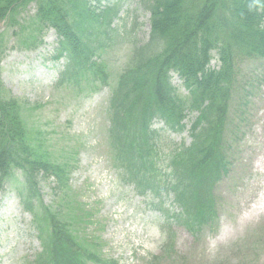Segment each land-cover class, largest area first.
Instances as JSON below:
<instances>
[{
  "label": "trees",
  "instance_id": "trees-1",
  "mask_svg": "<svg viewBox=\"0 0 264 264\" xmlns=\"http://www.w3.org/2000/svg\"><path fill=\"white\" fill-rule=\"evenodd\" d=\"M106 1L0 0V25L18 36L16 49L29 51L54 31L52 60L64 61L56 87L73 83L81 90L80 79L100 76L94 91L108 88L100 53L121 40L132 45L131 64L107 100L108 158L118 181L161 213L163 229L178 225L199 233L218 220L215 190L232 163L228 126L238 63L264 60V0H141L151 27L143 42L135 21L115 24L124 0ZM32 4L35 13L23 16ZM3 42L0 34V70ZM1 87L0 193L13 185L39 232L43 249L29 264H117L77 232L90 215L73 193V164L34 136L22 117L25 104ZM190 115V142L175 138ZM44 185L54 194L51 205L43 204ZM172 246L168 236L161 249Z\"/></svg>",
  "mask_w": 264,
  "mask_h": 264
},
{
  "label": "rangeland",
  "instance_id": "rangeland-1",
  "mask_svg": "<svg viewBox=\"0 0 264 264\" xmlns=\"http://www.w3.org/2000/svg\"><path fill=\"white\" fill-rule=\"evenodd\" d=\"M140 1L124 0L115 24L127 22L129 26L135 21L137 37L143 42L150 27L149 14ZM35 10L32 4L23 16L33 15ZM5 29H0L5 49L1 89L25 104L22 117L34 136L45 141V147L59 160L73 164L71 187L90 215L77 232L100 246L104 260L146 264L155 255L162 256L160 264H264V60L238 63L228 126L232 163L215 190L218 220L192 235L183 226L163 229L162 218L150 200L119 183L105 144L110 88L101 85L94 91L102 78L80 79L81 90L73 83L55 87L62 65L52 61L54 31L46 33L40 49L29 51L16 49L18 36ZM100 54L103 73L113 87L131 64L132 45L121 40ZM212 66L219 63L213 60ZM173 82L181 84L178 76H173ZM192 121L190 115L181 138L189 139ZM41 196L44 205L55 199L47 185ZM22 208L14 186L6 185L0 194V264H29L42 252L32 218ZM168 236L173 246L163 251Z\"/></svg>",
  "mask_w": 264,
  "mask_h": 264
}]
</instances>
